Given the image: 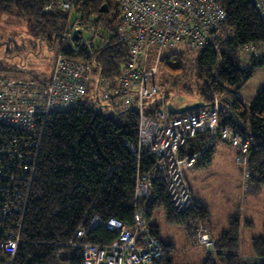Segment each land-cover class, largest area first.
I'll list each match as a JSON object with an SVG mask.
<instances>
[{"label": "trees", "instance_id": "16d2710c", "mask_svg": "<svg viewBox=\"0 0 264 264\" xmlns=\"http://www.w3.org/2000/svg\"><path fill=\"white\" fill-rule=\"evenodd\" d=\"M50 1L0 0V13L14 14L24 20L27 32L37 40H44L49 48L60 40L58 52L87 62L94 75L109 83L128 54L127 44L121 41L117 31L122 16L115 0H76L75 11L57 6L46 11L45 6ZM215 1L226 12L224 30H231L232 36L220 39L217 45L202 48L191 63L184 51L163 56L155 80L165 94L166 106L172 102L170 90L178 87L182 79L195 78L200 82L198 97L204 106L210 105L216 96L219 98L220 127L251 141L245 164L247 181L253 192L264 184V90L249 104L237 92L258 67L264 66V5H259L258 0ZM103 4L107 5V12L101 11ZM77 12L86 19L95 15L99 23L97 28L106 36L98 35L87 43L66 49L67 34L73 27L70 17L74 13L76 18ZM246 46L254 50L250 56H247ZM11 51L9 46L7 54ZM0 78L6 77L0 75ZM181 88L187 90L188 86L183 84ZM87 95L77 105L52 112L45 122L38 120L34 136L38 140L40 134V142L32 150L36 160L30 192L21 195L18 203L23 208L22 214L12 212L3 217L8 207L3 201L4 192L18 185H9L12 181L8 173L0 177V264H83L82 250L76 242L107 245L117 238L116 232L103 225L90 228L93 215L103 221L116 218L132 227L138 208L150 223L153 208L164 206L167 221L184 225L189 237L198 222L208 226L210 215L206 207L194 200L192 209L177 211L162 179L152 181L148 194L139 198L135 205L137 171L143 173L156 162L154 155L145 154L139 163L136 153L129 147V144L138 145V110L134 106L118 110L113 101L99 103L96 92L90 91ZM93 102L108 109H95L91 105ZM146 104L148 113L162 106L160 97ZM12 137L25 136L0 124V140ZM220 141L218 135L212 136L208 131L197 132L184 141L180 153L182 156L198 153L195 167H205L210 164L214 148ZM241 154L238 150V156ZM2 161L7 163V157ZM11 170L20 176L18 167ZM26 181L21 186L23 190ZM150 226L158 237V227L151 223ZM240 226L239 215L229 218L228 229L219 237H212L215 256L209 253L203 264H264L262 237L251 239V253L238 252ZM79 228H84L86 233L83 238L76 239ZM12 232L19 235L13 256L1 247L6 235ZM161 245L164 256L155 264H173L169 254L173 246L162 242Z\"/></svg>", "mask_w": 264, "mask_h": 264}, {"label": "built area", "instance_id": "2783aa9c", "mask_svg": "<svg viewBox=\"0 0 264 264\" xmlns=\"http://www.w3.org/2000/svg\"><path fill=\"white\" fill-rule=\"evenodd\" d=\"M75 2L76 0H52L46 4L45 10L51 11L55 6L63 10H74ZM115 2L122 16V23L117 31L121 41L127 44L128 54L109 83L94 75L87 62L72 58L64 52L57 53L49 78H0V124L25 136L0 140V177L9 174L12 181L9 185H18L12 191L4 192L3 201L8 207L5 208L3 217L12 212L23 213V208L18 203L21 195L25 196L30 192L36 160L32 150L40 142V134L37 136L38 140L34 136L37 133L38 120L45 122L52 112L81 103L90 91L96 92L99 103L113 101L116 105L127 104L138 110V145L129 144V147L136 153L139 163L145 154L154 155L156 162L143 173L139 169L137 171L135 205L139 198L148 194L152 181L162 179L177 211H187L194 207L186 171L197 165L199 154L182 156L180 149L184 141L197 132L208 131L210 135H218L222 141L238 147L242 154L237 159L246 163L245 155L250 149L251 141L220 127L218 119L222 107L217 96L208 106L184 115L172 116L165 104V94L155 80L163 57V48L182 45L202 49L217 45L220 39L232 36L231 30H224L227 18L224 8L215 0ZM258 4L263 6L264 0H258ZM94 16L86 19L77 12L74 26L67 34L69 42L64 48L76 47L103 35L97 28L99 23ZM74 30H78L80 36L75 41L72 39ZM245 48L247 56L254 51L251 46ZM158 97L162 106L148 113L146 103ZM4 157H7V163L2 161ZM15 167L21 172L19 177L11 172V168ZM24 181L25 190L21 188ZM100 225L116 232L117 238L107 245L76 242V246L82 250L83 264H155L163 258L161 241L153 233L141 209L136 210L132 227L116 218L103 221L99 216L93 215L90 228ZM85 233L84 228H79L76 239L83 238ZM190 237L194 245H201L209 251L215 248L210 229L202 222L196 224ZM18 242V234L8 233L1 247L13 256Z\"/></svg>", "mask_w": 264, "mask_h": 264}, {"label": "rangeland", "instance_id": "374dc122", "mask_svg": "<svg viewBox=\"0 0 264 264\" xmlns=\"http://www.w3.org/2000/svg\"><path fill=\"white\" fill-rule=\"evenodd\" d=\"M75 15L72 13L70 24L74 26ZM10 41V42H9ZM12 49L7 54V49ZM61 48L58 40L52 48L46 42L37 40L26 30V23L14 14L0 13V75L14 78H49L53 72L56 55ZM201 48H188L177 45L175 48H163V56L172 52L184 51L187 60L194 62ZM244 52L242 53V55ZM188 86L182 90V85ZM200 82L195 78L182 79L178 87L171 89L172 104L176 107L199 102ZM233 87H231L232 89ZM264 90V66L258 67L253 76L242 85L245 102H252L256 95ZM95 109H108L93 102ZM129 107L118 105V110ZM216 154L211 166L195 167L186 171L193 195L205 204L209 211V221L214 237L228 229L229 218L240 217L239 253H251V239L259 236L264 239V184L252 192L247 181V165L239 162L238 147L220 141L216 145ZM203 168V169H202ZM164 206H156L150 214V223L159 229L158 238L164 244H173L170 258L173 264H203L209 253L201 245H194L186 227L182 224L169 223ZM203 259L201 260V258Z\"/></svg>", "mask_w": 264, "mask_h": 264}, {"label": "water", "instance_id": "95a60500", "mask_svg": "<svg viewBox=\"0 0 264 264\" xmlns=\"http://www.w3.org/2000/svg\"><path fill=\"white\" fill-rule=\"evenodd\" d=\"M101 11L102 12H107L108 11V7H107L106 4L102 5ZM79 37H80L79 36V31L78 30H74L73 33H72V39L75 41L76 39H79ZM77 43L78 42H76V44ZM203 106H204L203 102H196V103L185 105V106H181V107H176L172 103H169L167 105V110L172 115H179V114H182L184 112H190V111H192L194 109L201 108Z\"/></svg>", "mask_w": 264, "mask_h": 264}, {"label": "crops", "instance_id": "0c3cea01", "mask_svg": "<svg viewBox=\"0 0 264 264\" xmlns=\"http://www.w3.org/2000/svg\"><path fill=\"white\" fill-rule=\"evenodd\" d=\"M237 95L244 101V95H243V93H241V92H237ZM245 102V101H244ZM246 104H249V103H251V102H245ZM217 145V144H216ZM216 146H215V148H214V152H213V155H212V157H211V162H210V164L209 165H207V167L208 166H211L212 164H213V162H214V155L216 154ZM215 153V154H214ZM206 167V166H205ZM205 167H203V168H205ZM200 168V167H199ZM202 168V169H203ZM191 170H193V169H191ZM188 171H190V170H188ZM188 173H186V178H187V181H188V183H189V186H190V182H189V178H188V175H187ZM191 189V188H190ZM191 193H192V191H191ZM192 196H193V198H194V200H196L197 202H200L202 205H204L205 206V204L200 200V198L198 197V196H196V195H193V193H192ZM206 207V206H205ZM206 209L208 210V208L206 207ZM209 226V225H208ZM210 227V226H209ZM210 232H211V235H212V237H214L213 236V233H212V231H211V228H210ZM214 238H217V237H214ZM166 245H173V244H166ZM203 259V257L201 258V260Z\"/></svg>", "mask_w": 264, "mask_h": 264}]
</instances>
